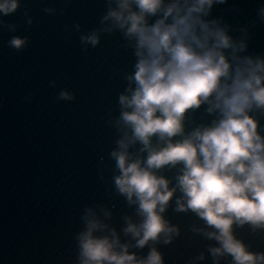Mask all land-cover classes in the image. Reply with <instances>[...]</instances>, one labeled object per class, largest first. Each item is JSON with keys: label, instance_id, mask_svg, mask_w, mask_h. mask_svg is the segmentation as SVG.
I'll return each instance as SVG.
<instances>
[{"label": "clouds", "instance_id": "9594fccd", "mask_svg": "<svg viewBox=\"0 0 264 264\" xmlns=\"http://www.w3.org/2000/svg\"><path fill=\"white\" fill-rule=\"evenodd\" d=\"M72 2L42 11L64 17ZM103 3L97 27L73 23L64 32L79 34L85 55L118 33L134 58L131 70L112 69L125 86L117 96L118 114L109 111L105 120L116 138L110 163L100 157L99 175L108 198H121L131 214L121 215L118 230L116 204L85 206L82 229L72 238V264H166L160 247L182 236L167 218L169 209L197 217L201 223L188 231L214 242L189 264H202L209 255L213 264H264V252L237 234H264V52L251 51L252 30L264 25V3L252 20L235 25L213 15L229 0ZM21 10L30 30L35 19L27 4L0 0V31L19 32L22 25L6 18ZM228 10L242 12L234 5ZM31 43L28 36L11 35L7 47L23 55ZM24 99L31 103L33 96ZM56 99L74 103L77 97L61 89Z\"/></svg>", "mask_w": 264, "mask_h": 264}, {"label": "water", "instance_id": "95a60500", "mask_svg": "<svg viewBox=\"0 0 264 264\" xmlns=\"http://www.w3.org/2000/svg\"><path fill=\"white\" fill-rule=\"evenodd\" d=\"M64 0H22L35 24L30 30L23 10L7 17L22 25L19 32L0 31V264H72L73 236L82 229L85 206L116 204L115 227L131 210L121 198L109 199L99 180L100 157L108 161L115 132L105 126L109 111L118 114L117 96L124 82L113 68L131 70L134 58L121 47L117 33L102 38L101 46L81 51L79 34L64 32L80 23L85 30L99 24L103 0H73L64 17L48 16L44 7H62ZM264 0H229L217 6L232 24H246ZM242 10L237 14L231 6ZM11 35L28 36L31 47L23 55L7 47ZM251 51L264 52V25L252 30ZM55 80L57 87H50ZM61 89L76 94L74 103L57 101ZM32 95L31 103L25 97ZM203 112L196 114L201 121ZM210 119V118H209ZM104 174L111 178L110 169ZM171 177V173L168 174ZM167 218L182 229L170 246H161L166 264H189L214 243L188 231L201 223L194 215L169 209ZM253 251L264 252V234L238 230ZM148 249L139 253L146 255ZM202 264H213L209 255ZM227 264V262H225Z\"/></svg>", "mask_w": 264, "mask_h": 264}]
</instances>
